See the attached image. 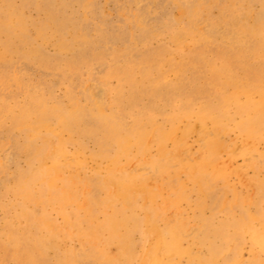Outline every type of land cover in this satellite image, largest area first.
I'll list each match as a JSON object with an SVG mask.
<instances>
[{
	"label": "bare ground",
	"instance_id": "1",
	"mask_svg": "<svg viewBox=\"0 0 264 264\" xmlns=\"http://www.w3.org/2000/svg\"><path fill=\"white\" fill-rule=\"evenodd\" d=\"M263 207L264 0H0V264H264Z\"/></svg>",
	"mask_w": 264,
	"mask_h": 264
},
{
	"label": "rangeland",
	"instance_id": "2",
	"mask_svg": "<svg viewBox=\"0 0 264 264\" xmlns=\"http://www.w3.org/2000/svg\"><path fill=\"white\" fill-rule=\"evenodd\" d=\"M228 139L229 140L232 139V136L231 137H228ZM198 140H199V138H198V135L196 133L192 134L191 137L188 139V143L190 145L191 152H197L198 151V148H199ZM230 152L231 151H229V150H223V151H221L219 153V155H218L219 156V160H218L219 164L220 165H226L227 164L231 168H239L241 170H244V165L245 164H244L243 158L239 154L236 155L233 158H230ZM140 168H142V167L139 165V161L138 160H134V161H132L129 164L128 170H136V169H140ZM144 171H146V170H144ZM148 175H151V174L148 173ZM250 175H251V172L248 171L245 175L244 174H241L240 176H241L242 180L244 181ZM152 181H153L152 179L149 180V185H151L150 183ZM262 210L264 211V207L262 208ZM168 214L170 215L171 212H168ZM184 262H185V260L182 261V263H184Z\"/></svg>",
	"mask_w": 264,
	"mask_h": 264
}]
</instances>
